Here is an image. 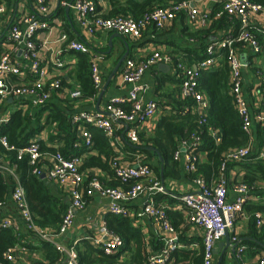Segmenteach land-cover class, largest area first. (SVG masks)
<instances>
[{
	"label": "built area",
	"instance_id": "built-area-1",
	"mask_svg": "<svg viewBox=\"0 0 264 264\" xmlns=\"http://www.w3.org/2000/svg\"><path fill=\"white\" fill-rule=\"evenodd\" d=\"M222 10L218 17L226 14L238 22L237 33L232 27L220 40L212 42L206 52L207 57L201 60L196 67H192L166 52L152 51L151 54L141 58H127L122 70V78L132 88L127 96L114 97L104 110L80 111L72 115V123L81 128V135L86 146L93 145L89 126L102 129L109 137H115L118 129L127 128V137L133 143H139L138 125L149 121L158 110L156 101H145L142 98V85L140 83L147 69L160 63H171L180 80L181 95L183 98L194 100V111L200 115L199 125L206 123V111L209 107L204 93L199 89L197 71L208 70L217 64V49L228 50L230 94L234 98L235 107L242 117L243 129L250 133L254 123H259L264 132V109L253 113L243 89V70L249 66L243 62L236 49V44L247 46L252 54L261 57V66L256 67L257 90L264 93V41L258 32L264 34V7L252 0H220ZM27 4V5H26ZM28 6L29 10H24ZM70 8L74 12L77 25L87 34L93 35L100 30L115 32L126 37L139 39L150 27L158 30L165 29L180 11L187 13L189 19L198 27H206L212 20L208 11L199 12L193 5V0L171 2L168 5L155 6L136 19L132 15L106 16L100 9L97 0H0V124L8 122L11 112L6 105L9 98L22 102L19 109L44 106L53 93L62 91L61 79L56 76L45 64L42 54L43 48L49 47V41L40 42L44 32L51 33L55 25H62L57 10ZM68 17H70L68 15ZM60 48L59 55L64 50H74L90 54L93 47L83 39L71 38L67 31L61 30L57 38ZM53 63L57 67L63 66V61L56 56ZM92 79L99 90L103 81L102 73L97 63V56L92 59ZM72 99H80L83 94L80 90L70 91ZM14 99V100H15ZM28 101V102H23ZM26 112V110H24ZM217 143L220 137L217 131H212ZM202 138L192 133L190 138L182 141L180 148L175 151V159L184 157L185 169L188 173H196L200 161L199 146ZM80 145V144H76ZM0 146L7 152H15L17 161L28 158L32 173L45 177L59 184L69 195L70 203L63 215L57 229L44 228L38 225L32 213L26 189L17 175V163L8 165L4 156H0V170L10 173L15 178L11 196L16 204L18 213L24 222L27 231L36 233L41 239L51 242L61 252L69 256L70 264H78L76 251L70 250L58 242L59 236L70 232L75 223L77 211L86 207V198L99 193L104 198L111 199L109 210L115 214L128 217L129 211L125 203L137 199L143 194L167 193L165 184L155 174L151 166L142 161L140 157L135 163H125L121 156H116L112 162L116 176L126 186H107L98 177H92L85 184L87 177L82 172V158L79 156H66L61 151L46 152L42 150L38 139L32 140L23 147L12 144L6 135L0 133ZM6 156V154H5ZM254 150L252 146H241L229 149L220 165V175L214 185H209L202 177L193 179L195 188L181 195L183 210L187 221L203 229V264H216V244L226 236V233L235 230V222L239 215H243L245 205L255 190L264 193V182H231L227 175V165L231 162H242L252 159ZM264 160V145L255 156ZM230 192L237 194L234 201L229 200ZM5 201L0 200V230L12 228L20 232L21 225L3 211ZM168 208L163 204L148 203L144 208L146 213L158 225L162 244L157 252L149 253V264H171L172 254L182 247L181 232L172 223L167 214ZM258 229L264 227V213L253 214ZM101 248L106 254H113L119 249L121 239L113 234L104 225L101 228ZM233 256L241 264H264V255L257 260H245L244 253L247 246L241 243V238L235 231L230 233ZM25 247L18 245L6 250V259L16 262L17 250ZM31 264H39L38 261ZM111 264V263H105ZM116 264H120L119 262Z\"/></svg>",
	"mask_w": 264,
	"mask_h": 264
},
{
	"label": "crops",
	"instance_id": "crops-1",
	"mask_svg": "<svg viewBox=\"0 0 264 264\" xmlns=\"http://www.w3.org/2000/svg\"><path fill=\"white\" fill-rule=\"evenodd\" d=\"M99 2V7L104 11L105 15H108L112 10L111 0H97ZM122 2L124 0H121ZM176 0H168V3L175 2ZM27 5V4H26ZM193 5L198 8L199 12L208 11L211 15V22L206 27H198L194 22H192L187 13L185 15L179 16L178 18L174 19L165 29L158 30L153 27L148 28L144 33L143 36L139 39H135L132 37H126L124 35L107 31V30H100L93 35H87L76 23L74 12L70 9L69 12L66 10L64 15H60L59 19L63 22L61 26L55 25L51 31V33L44 32L40 36V42H44L46 40L49 41V47L43 48V56L45 58V64H47L48 68L61 79L62 82V91L61 92H54L51 99L49 100L52 103H55L56 106L64 109H68V113L70 114V118H72L73 114L79 113L80 111H93V110H104L107 104L113 99L114 97H122L127 96L129 91L131 90V86L126 84L122 78V70L126 63L127 58H141L147 56L152 53V51L160 50L162 52H166L174 57V59H179L186 63L189 66L196 67L198 63L207 57V48L208 46L214 42L215 40L222 39L232 28L229 26L227 29H221L216 31L214 34L207 33V29L213 25L214 20L219 18L217 14L222 10V4L220 0H193ZM221 6V7H220ZM220 9L216 11L217 13L214 14L216 9ZM24 10H29V7L26 6ZM68 15L70 17H68ZM116 16V15H115ZM221 17V16H220ZM264 19V18H263ZM70 21V24L67 21ZM61 30H65L68 32L71 38H78L87 41L92 47L93 50L89 54L91 59L96 55L97 56V63L99 65L100 71L102 73L103 81L101 84L100 89L98 90L95 97H82L80 99H72L69 96L70 91L74 90H81L80 80L77 78V71L78 66L81 60L80 52H76L74 50L66 49L62 51L59 55L57 52L60 48V43L57 42V38L60 34ZM205 31V32H201ZM128 46V48L126 47ZM205 47V51L202 52L204 58L201 57V47ZM236 49L238 54L243 62H248L249 66L244 68L243 70V89L245 98L248 100L250 105V109L253 113H257L260 110L264 109V93L262 95L258 93L257 90V78L255 76L256 67L261 66V57L252 54V51L247 46H242L241 44L236 45ZM202 51V50H201ZM125 59L112 77L111 81L109 82L108 86L104 90L105 85L107 83L108 78L110 77L111 73L115 71L118 62L120 59L125 55ZM228 50L225 48H218L217 49V64L209 69H216L220 67L227 66L229 76H228V83H230V67L227 60ZM58 56L63 61V66L57 67L55 63H53L55 57ZM169 65L170 68L160 69L159 64L150 67L144 73L140 83L143 87L142 89V98L149 102V101H156L158 103V110L156 111L155 115L146 123L138 125V132L143 133L146 138L150 137L155 133L157 123L159 122L160 118L163 115L170 114L174 108L173 105L176 103L179 95H181V88L180 85L176 81V70L174 69L171 63H166ZM204 93L206 100L208 101L209 107L206 111V121L208 111L210 109V98L208 94L201 90ZM230 93V90H229ZM182 97V95H181ZM15 99V98H14ZM13 98H9L7 100L6 109L7 111L12 112L15 110H26L29 111L30 114L36 108L30 107L27 109H19V106H22V102L20 104V100ZM28 102V101H23ZM70 106H68V105ZM23 107V106H22ZM195 112V111H194ZM198 115V124L200 120V115ZM73 124V123H72ZM77 127L78 136L82 138V131L81 128L78 127L76 124H73ZM95 127V126H94ZM209 133L213 136L212 131L214 128L209 127ZM216 130V129H215ZM59 131L57 124H54L52 128L48 127L42 131L39 136V140H42L45 145L50 147L59 148L63 145V143H58L51 138L53 135H57ZM91 131V130H90ZM217 131V130H216ZM127 128H120L116 132L115 137H109L106 133V137L109 141V154L107 155L104 151L99 149L96 146L95 141L93 142L94 145L88 147L87 151L81 155H70V156H79L82 158V172H84L86 177L94 178L98 177L105 185L109 186V182L113 180V172L115 170L112 166V162L116 156H121L122 160L125 163H135L138 160V157L141 158L142 161L146 162L149 166L152 167L155 174L159 177V179L165 184L167 188V193H152V194H143L139 196L137 199L125 203L129 211L128 218L132 220L134 226L139 227L144 236L145 242L147 243L146 250L148 254L150 252H157L160 248L159 242L157 243L158 248L154 246L155 238H158L160 241L161 235L158 233V225L156 222L151 219L146 213H144V208L148 203H155V204H163L168 210H173L180 212L182 215L181 223L176 226L181 233L191 240L190 243H184L181 241L182 248L193 249V250H203V229L192 225L187 221L185 212L183 209V202L181 200V195L186 193L187 191L192 190L195 188V183L193 179L198 176H202L209 185H214L220 175V167L217 173L206 177L204 174L196 173V176H190L192 173H188L185 169V161L184 157H181L180 160L175 159V152H174V160L177 161V167L179 169V177H165L164 176V166L162 158L159 156L155 148H149L150 153H143L137 151H133L131 148L132 146L137 145L130 141L127 137ZM246 132V131H245ZM262 132V135H260ZM192 133H197L201 136L200 130H194ZM191 133V134H192ZM247 133V132H246ZM92 134V132H91ZM191 134L180 141L179 147L182 141L187 140L190 138ZM248 134V142L244 146H252L254 150V154L257 155V152L260 151L264 145V132L259 123H254L252 126V130ZM217 135L218 131H217ZM220 137V136H219ZM202 138V136H201ZM215 138V137H214ZM83 139V138H82ZM221 139V138H220ZM216 140V138H215ZM83 141V140H82ZM221 142V140H220ZM84 142H82L83 144ZM143 140L139 141V144H144ZM203 143V139H202ZM217 143V141H216ZM79 144V141L76 142ZM75 144V145H76ZM202 145V144H201ZM200 145V146H201ZM76 146H82L76 145ZM199 146V150H200ZM241 147V146H240ZM235 148V147H234ZM231 149V148H230ZM107 150V149H105ZM229 150V149H228ZM227 150V151H228ZM226 151V152H227ZM200 153V161L201 163L209 162V156L207 152L199 151ZM225 152V153H226ZM52 153V152H50ZM223 154V156L225 155ZM92 157H100L103 163L109 164V169H105L98 166H90L84 168V163L89 161ZM257 159V158H256ZM261 160V159H259ZM248 161V160H247ZM246 162V161H242ZM242 162H231L227 165V175L231 182H246L244 180V176L246 174V169L241 164ZM199 169V165H198ZM6 176H11L10 173H6ZM116 175V174H115ZM41 178H43L41 176ZM46 182L50 185L52 191L55 194L61 195L64 199V202L68 206L70 203L69 195L66 191L57 183L49 181L46 177ZM115 181V180H114ZM257 182H264V180H256ZM255 181V182H256ZM123 184L119 182L116 186H122ZM126 186V185H123ZM25 188V187H24ZM12 192V190H11ZM248 203L245 205L243 215H239L235 222V232L241 238V243L247 246L246 252L244 253L245 260H257L260 256L264 255V252H258L254 256H250L248 254L249 245L245 243L244 237L247 239L249 238L246 236L249 232L250 221L254 213L261 212L264 213V209H254L253 211H248L247 206H264V193L257 189L254 191ZM169 196V197H168ZM237 197V194L230 192L229 200L234 201ZM172 199V200H171ZM112 202L109 198H104L100 196L99 193H95L86 198V207L83 210L77 211L75 223L73 229L68 232L64 236L58 237V242L67 247L70 250L76 251L77 254V261H78V251L77 245L83 240L89 241L92 245L97 248H101L102 244H99V240H102L101 228L105 222V215L108 212ZM3 211L7 213V215L16 218L21 227V232H27L24 222L21 219L16 204L11 196L5 201V205L3 207ZM126 217V216H124ZM254 221V219L252 220ZM37 222V221H36ZM38 223V222H37ZM173 223V222H172ZM39 225V224H38ZM41 226V225H40ZM257 226V225H256ZM42 227V226H41ZM48 228V227H44ZM50 229H57L51 228ZM258 228V227H257ZM233 231V232H234ZM230 231L231 235L233 233ZM28 233V232H27ZM34 235L28 234L27 240L24 242L18 243L19 247H25L26 250L19 249L17 250V259L16 262L18 264H31V262L38 261L39 264H70L69 256L65 253H60V257L58 259H49L44 250L40 249L39 239H41L36 233ZM221 242H226V236L222 240H220L216 244L215 248V257H216V264H222L223 259L225 260L224 264H241L238 259L233 256V246L232 244L227 246L224 245L219 248ZM54 245V244H53ZM56 247V246H55ZM102 249V248H101ZM120 250L115 251L117 253ZM113 253V254H115ZM223 253V255H222ZM126 258V254H123L118 262L123 264V261ZM116 262V263H118ZM115 263V264H116ZM78 264L79 261H78ZM94 264H101V263H94Z\"/></svg>",
	"mask_w": 264,
	"mask_h": 264
},
{
	"label": "trees",
	"instance_id": "trees-1",
	"mask_svg": "<svg viewBox=\"0 0 264 264\" xmlns=\"http://www.w3.org/2000/svg\"><path fill=\"white\" fill-rule=\"evenodd\" d=\"M184 0H176L175 2H182ZM264 7V0H252ZM168 0H111L112 10L106 16L115 15H132L136 19L141 18L149 10L155 6L168 5ZM221 7V6H220ZM220 7L214 11L216 14ZM65 11L58 9L57 15H64ZM185 15L184 11L177 14L179 16ZM66 15H64V18ZM176 19V18H175ZM70 24V21H67ZM232 26L237 33L239 28L238 22L234 18H230L224 14L214 20L210 29H207L208 35L214 34L221 29H227ZM205 32V31H201ZM259 38L264 41V34L258 32ZM237 45V44H236ZM202 50V51H201ZM201 57L204 58L202 52L206 49L201 47ZM81 60L78 66L77 78L80 80V86L83 97H95L98 89L95 87L92 79V59L87 53H80ZM199 89L204 90L210 98V109L207 115L205 124H198V113L194 112V100L192 98H183L179 95L176 103L173 105L174 110L170 114L163 115L159 122L155 133L146 138L143 133H139V140H143L144 144H137L132 146L133 151L143 153H150V147L155 148L159 156L162 158L164 166V176L179 177V169L177 161L174 160V152L178 149L181 140L187 138L192 131L200 130L203 143L200 146V151L208 153L209 162L199 164L198 174H204L206 177L218 172L220 165L223 162V154L230 148L244 146L248 142V134L243 129V120L238 113L233 96L229 93L230 83H228V68L224 67L197 71ZM177 83L180 85V80L175 77ZM68 105V104H67ZM69 106V105H68ZM70 107V106H69ZM57 124L59 131L57 135H53L54 141L63 143L59 148L45 145L39 136L46 128ZM74 124V123H73ZM72 124L68 109L60 108L48 101L44 106L37 107L32 114L29 111L15 110L11 114L8 122L0 124V133L6 135L9 141L18 146L23 147L29 144L32 140L38 139L42 150L46 152L61 151L64 155H81L88 149L82 138L78 136V130ZM209 127L218 131L221 142L216 144L214 136L209 133ZM92 132L93 142L96 146L109 154V141L105 132L94 126H89ZM262 135V132L261 134ZM82 146H76V142ZM94 145V143H93ZM107 149V150H105ZM6 154V156H5ZM0 156L5 157L8 165L17 163V175L20 182L26 189V194L30 209L39 225L42 227L58 228L67 205L61 195L55 194L46 179L41 178L32 173V168L29 165L28 158L17 161L15 152H7L0 146ZM252 157V159L242 162L241 164L246 169L244 180L248 183H254L256 180H264V160H259ZM90 166H98L109 169L108 163H103L100 157H92L89 161L86 160L84 168ZM82 169V168H81ZM113 180L109 182V186H116L120 180L113 172ZM194 177L196 174H191ZM90 177H87L85 184H88ZM115 180V181H114ZM16 180L12 176H6L0 170V200L6 201L11 190L16 185ZM169 197V196H168ZM172 200V199H171ZM248 211L254 209H264V206H250ZM169 219L175 226L181 223L182 215L180 212L168 210ZM254 219V217L252 216ZM250 221L249 232L244 237V242L249 245L248 254L254 256L258 252H264V227L258 229L256 221ZM105 222L107 228L120 237V250L115 254H106L101 248H97L89 241L83 240L77 245L78 261L80 264H94V263H111L118 262L123 254L126 258L123 264H149V254L146 250L147 243L145 236L139 227L133 225L132 220L128 217L108 212L105 215ZM28 232V233H27ZM16 232L12 228H5L0 230V264H18L5 258L6 250L18 243L24 245L28 234L34 235L32 232ZM181 241L187 244L190 243L184 233H181ZM162 244L158 238L154 240L155 248H158L157 243ZM40 249L44 250L49 259H58L60 251L51 242L39 239ZM203 250H193L180 248L176 250L171 256V264H203ZM225 260L223 259L222 264Z\"/></svg>",
	"mask_w": 264,
	"mask_h": 264
},
{
	"label": "water",
	"instance_id": "water-1",
	"mask_svg": "<svg viewBox=\"0 0 264 264\" xmlns=\"http://www.w3.org/2000/svg\"><path fill=\"white\" fill-rule=\"evenodd\" d=\"M69 10H70V8L68 7V8L66 9V11L69 12ZM126 47L128 48L127 45H126ZM126 55H127V53H126V54L120 59V61L118 62V65H117L115 71L111 73L110 77H109L108 80H107V83H106V85H105V88H104L103 91H102V94L104 93V90H105L106 87L108 86V84H109V82L111 81L112 77L114 76V74L116 73V71L118 70V68H119L120 65L122 64V62L124 61ZM159 68H160V69H166V68H170V67H169V65L166 64V63H160V64H159ZM42 177L44 178L45 175H42ZM224 245H227V246L231 245V242H230V233H229V232L226 233V242H221V244L219 245V248H221V247L224 246ZM232 246H233V248H235V247H236V244H233ZM222 255H223V253H222Z\"/></svg>",
	"mask_w": 264,
	"mask_h": 264
}]
</instances>
